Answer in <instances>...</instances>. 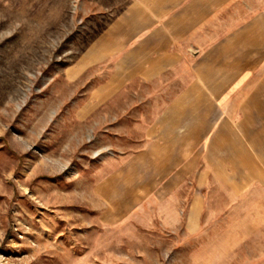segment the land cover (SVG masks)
<instances>
[{"label": "rangeland", "instance_id": "1", "mask_svg": "<svg viewBox=\"0 0 264 264\" xmlns=\"http://www.w3.org/2000/svg\"><path fill=\"white\" fill-rule=\"evenodd\" d=\"M242 1L264 16V0ZM142 2L0 0V264H264V183L200 189L194 235L160 205V188L134 209L94 188L140 148V120L160 101L137 82L106 97L114 65L90 54Z\"/></svg>", "mask_w": 264, "mask_h": 264}, {"label": "crops", "instance_id": "2", "mask_svg": "<svg viewBox=\"0 0 264 264\" xmlns=\"http://www.w3.org/2000/svg\"><path fill=\"white\" fill-rule=\"evenodd\" d=\"M242 3L143 0L109 28V45L92 49L97 62L114 65L106 97L137 82L156 85L152 95L160 99L149 106L151 118L140 120V148L94 185L112 188L117 208L134 209L160 188V205L194 235L206 205L200 189L264 183V165L256 164L264 160V86H254L263 74L264 16L245 15ZM247 144L261 157L252 158ZM198 145L208 146L202 160L210 169H198Z\"/></svg>", "mask_w": 264, "mask_h": 264}]
</instances>
